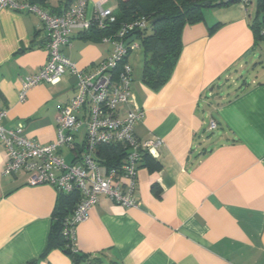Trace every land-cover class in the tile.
<instances>
[{"label": "crops", "instance_id": "0c3cea01", "mask_svg": "<svg viewBox=\"0 0 264 264\" xmlns=\"http://www.w3.org/2000/svg\"><path fill=\"white\" fill-rule=\"evenodd\" d=\"M74 1L37 3L57 14ZM101 1L88 0L86 14ZM101 6L114 10L117 0ZM262 18L255 0L204 8L202 20L184 26L178 60L157 91L141 80L143 52L128 54L130 100L119 113L141 109L135 136L162 145L138 164V207L100 195L76 224L75 247L90 260L80 264H264V40L256 42L252 29ZM42 26L35 14L0 9L1 124L45 144L56 137L60 108L73 98L78 77L66 71L19 100L22 80L48 58ZM87 35L73 32L61 48L85 73L110 51ZM224 79L226 93L217 90ZM85 130L75 133L73 148H60L66 163ZM6 161L0 142V264H73L62 249H47L58 191L27 184L25 174L3 175Z\"/></svg>", "mask_w": 264, "mask_h": 264}, {"label": "built area", "instance_id": "2783aa9c", "mask_svg": "<svg viewBox=\"0 0 264 264\" xmlns=\"http://www.w3.org/2000/svg\"><path fill=\"white\" fill-rule=\"evenodd\" d=\"M48 3L52 0H41ZM62 3L65 0H53ZM88 0H75L62 7L57 14L47 12L37 0H0V9L32 13L39 17L46 37L48 58L34 74L22 80L19 100L31 87L40 83H57L69 71L77 74L73 98L60 108L54 140L42 144L21 135V127L7 129L1 124L6 110H0V142L7 153L3 175H26L29 185L49 184L58 192L76 191L79 199L72 213L64 221L63 232L75 246V226L86 219L100 195L124 207H138L136 198L137 170L143 153L156 157L162 145L160 139L140 141L134 125L143 117L139 108L128 107L121 115L120 108L129 104L132 66L128 54L140 48L137 32L145 28L142 17L121 23L116 34L102 37L110 45L108 55L85 73L70 61L61 48L70 44L73 32L88 31L93 25L104 28L114 21L113 9L97 3L90 15L86 14ZM247 4L249 0H240ZM264 40V25L260 29ZM133 40L127 43L129 39ZM80 113L79 117L77 114ZM85 126V137L72 163H66L60 148H73L75 133ZM211 120L209 129H216ZM120 144L126 154L119 166L107 167L98 158L100 145Z\"/></svg>", "mask_w": 264, "mask_h": 264}, {"label": "trees", "instance_id": "16d2710c", "mask_svg": "<svg viewBox=\"0 0 264 264\" xmlns=\"http://www.w3.org/2000/svg\"><path fill=\"white\" fill-rule=\"evenodd\" d=\"M217 1L219 2L216 3ZM232 1L234 0H117L113 22L106 23L104 28L93 25L82 33H87L89 39L101 40L104 36L116 34L121 23L144 18L145 28L139 30L136 36L143 52L141 80L150 90L157 91L168 81L178 60L184 26L202 20L204 8L227 5ZM255 2L257 14L263 15L261 23L252 25L254 39L258 42L263 40L260 29L264 25V0ZM207 3L210 4L206 5ZM125 154L126 151L120 144L100 145L98 158L107 167L119 166ZM143 157L149 159L151 156L143 153L141 159ZM153 168H159V164L154 162ZM58 193L47 249H62L71 256L73 264L90 262L77 248H73L71 240L63 232L64 221L72 213L79 194L76 191Z\"/></svg>", "mask_w": 264, "mask_h": 264}, {"label": "rangeland", "instance_id": "374dc122", "mask_svg": "<svg viewBox=\"0 0 264 264\" xmlns=\"http://www.w3.org/2000/svg\"><path fill=\"white\" fill-rule=\"evenodd\" d=\"M137 53H142V49L141 48H138V49H136L135 50ZM132 52V51H131ZM130 52V53H131ZM258 56H259V54H258ZM255 61H256V59H255ZM263 63H264V60H263ZM261 64V63H260ZM259 64V65H260ZM231 85H230V83L228 82V80L226 81L225 79H224V81H223V85H220V87H219V89L217 88V90H220V92H224V93H226V92H228V90L229 91H231Z\"/></svg>", "mask_w": 264, "mask_h": 264}, {"label": "water", "instance_id": "95a60500", "mask_svg": "<svg viewBox=\"0 0 264 264\" xmlns=\"http://www.w3.org/2000/svg\"><path fill=\"white\" fill-rule=\"evenodd\" d=\"M223 1H226V0H223ZM219 1H217L216 3H218ZM210 3H207L206 5H209ZM134 39V37H132L131 39H129L128 41H127V43L128 42H130L131 40H133Z\"/></svg>", "mask_w": 264, "mask_h": 264}]
</instances>
